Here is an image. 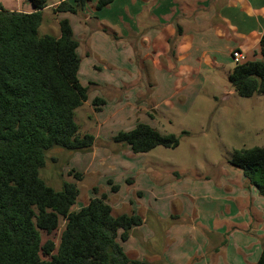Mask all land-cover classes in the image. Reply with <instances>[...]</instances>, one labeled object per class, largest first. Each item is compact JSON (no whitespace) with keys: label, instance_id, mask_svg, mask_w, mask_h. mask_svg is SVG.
<instances>
[{"label":"crops","instance_id":"obj_1","mask_svg":"<svg viewBox=\"0 0 264 264\" xmlns=\"http://www.w3.org/2000/svg\"><path fill=\"white\" fill-rule=\"evenodd\" d=\"M61 1L56 0L49 8L46 3L43 14ZM14 4L17 7L8 10L34 11L30 0H13ZM54 15L58 24L60 19L66 18L72 29L73 22H78L81 32L88 33L89 42L83 54L94 68L101 69L96 63H105L109 68L127 72L105 82H89V107L86 109L89 111L87 116H91L94 124L92 127L85 125L80 128L91 130L88 133L95 136V142L89 151L77 152L71 158L77 172L82 174L81 179L75 181L78 187L84 180L95 181L93 187L86 190L88 199L95 196L93 188L99 186L108 195L115 214L133 211L143 216V223L134 227L129 239L122 242L127 254L149 264H192V255L186 247L193 241H199L201 243L198 245L204 246L202 254L209 257L193 264L236 262V237L242 228L238 218L241 215L237 210L228 212L227 208L220 205L221 202L224 205L231 202V195L237 194L232 182L227 185L230 192L229 189L222 192L221 185L212 186L216 199L206 201H215L219 205L216 208L219 215L212 225L208 223L210 220L203 222L206 234L200 231L203 234L193 235L190 227L183 223L172 227L169 224L172 214L191 216L192 213L197 214L196 210L199 209L196 207L199 201L194 203L188 197L193 194H187L182 187L184 174L177 170L171 174L166 172L160 167L161 163L153 161L157 158L149 162L147 155L153 149L145 153H133L128 145L114 142L113 136L121 130L134 128L139 122L157 129L167 112L176 108L174 103L184 107L186 102L199 97L205 80H211L210 85L215 86L218 80H222L223 74L228 79L236 65L232 57L234 50L241 51L242 62L260 59V40L264 35V0H114L99 10L95 9L93 0L80 13L62 12ZM73 32L75 35L74 29ZM56 36H60V27ZM75 37L80 43L79 54L81 39L79 35ZM81 66L82 59L79 73ZM95 87H102L106 94L103 95L101 88L102 94L99 92L95 96L105 100L100 110H96L92 101H89L90 92ZM223 88L226 95L235 93L231 84ZM236 177L241 179L242 186L247 181L240 172H236ZM205 178L204 181H209ZM114 185L119 186L118 191L112 190ZM79 190L80 196L81 187ZM203 190L207 195L208 191ZM257 192L255 186L250 190L242 189L241 195L249 198ZM112 197L115 199L112 200ZM256 200L258 202L250 203L251 210L254 209L256 217L264 224V209L256 205L260 198ZM115 202L117 207L112 204ZM241 221L245 222V229L251 224L247 214ZM150 226L151 232L147 234L146 228ZM159 232L163 234L162 244L167 245L163 253L154 242ZM151 239H154L152 245L149 242ZM147 243L151 247L145 251L144 245ZM208 244L214 246L213 254L208 252ZM223 244L225 259H221L220 252ZM259 252L261 255L262 251Z\"/></svg>","mask_w":264,"mask_h":264},{"label":"trees","instance_id":"obj_2","mask_svg":"<svg viewBox=\"0 0 264 264\" xmlns=\"http://www.w3.org/2000/svg\"><path fill=\"white\" fill-rule=\"evenodd\" d=\"M30 1L34 11L29 13L0 7V264H149L130 257L122 245L143 216L115 214L99 186L93 188L94 197L74 210L77 183L65 181L56 189L40 176L48 150L57 146L86 152L95 136L81 133L75 118L89 92L78 75L79 40L66 18L59 21L60 36L41 35L46 0ZM91 1L62 0L52 12L77 14ZM113 1L94 0V7ZM260 55L236 64L228 75L241 97L264 94V35ZM92 103L100 110L105 100L95 97ZM113 141L145 153L158 146L177 147L180 135L162 134L139 122L117 132ZM229 163L264 196V147L234 149ZM74 176L81 179L82 174ZM59 229L58 241L44 239ZM256 264H264V249Z\"/></svg>","mask_w":264,"mask_h":264},{"label":"rangeland","instance_id":"obj_3","mask_svg":"<svg viewBox=\"0 0 264 264\" xmlns=\"http://www.w3.org/2000/svg\"><path fill=\"white\" fill-rule=\"evenodd\" d=\"M55 1L46 0L48 8ZM0 7L8 10L10 7L17 6L16 4L13 5V0H0ZM51 10L52 8L43 14V22L39 29L41 35L51 34L56 36L59 33V24L56 22V17ZM73 29L75 30V35H79L81 39L79 54L82 57V66L79 78L83 84L89 86L91 80L105 82V80L111 77H117L118 74L124 75L127 73L109 68L105 66V63H96L100 65L101 69L94 68L89 58L83 54V50L88 46L89 42L88 33L81 32L78 22H73ZM112 42H114L113 39ZM233 64L236 63L234 62ZM128 70L132 69L128 68ZM221 79L218 80V84L215 86L210 85L211 80H205L206 83L199 97L195 101L190 100L186 102L184 107H179L178 104L174 103L176 108L167 112L166 117L163 118L161 125L157 129L162 134L176 133L180 135V143L175 148L163 146L154 148L147 155V160L151 162L154 158H157V160L153 161L161 163L160 167L166 172L169 171L171 174V172H176L175 170H177L184 174L182 178L184 184L182 187H184L187 194L189 192L193 194L192 196H187L191 200H194V203L199 201L196 204V207L199 208L196 210L198 216L196 213L194 215L192 213L191 216H176L172 214L169 224L172 227L176 224H187L193 235L206 234L207 231L204 228L205 224L203 222L210 220L208 223L212 225L218 217L217 215H219V211L216 209L219 205L215 201H210V203L206 201L216 199L213 196L214 189H211L212 186L220 187L219 185H221V191L224 192V190L229 189L227 185L232 182V188L237 191V194L231 195V202H226L225 205L224 202H221L220 205L227 208L228 212H235L237 210L238 214L241 215L238 218V223L242 228L239 230L241 234L237 233V258L236 262L233 261V264H256L260 255L259 251L264 249V224L256 217L254 209L251 210L250 203H256L258 202L256 198H260L259 204L257 203L256 205H260V208L264 209V196H261L258 192L249 198L241 195L242 189L247 188V190H250L255 185H251L245 180L246 183L242 186L241 179L236 177V172H240L242 177L243 173L240 169L232 166L229 160L234 149L253 146L264 147V94L254 95L252 97H241L235 91L234 94L226 95L223 87L228 84L230 86V83L224 74ZM101 88L95 87L90 92V102L99 92L102 94L103 88ZM215 94L217 97H215ZM103 95L106 96L104 89ZM87 107L89 106L86 101L76 111V121L82 128L85 125L92 127L94 124V120L90 118L91 116H87L89 114V111L86 109ZM113 124L114 122L111 123V125ZM121 124L123 125L122 122ZM82 128H80L81 133L91 132V130H84ZM183 131H188L189 134H182ZM75 153L77 152H72L57 146L48 150L47 161L45 166L40 169V176L56 189H61L65 181L78 180L74 176L77 167L71 162V158ZM203 178L209 181H204ZM93 183L95 181H90V179L80 183L81 194L74 205V210L79 205H85L89 201V195L86 194V190L88 191L93 187ZM203 189L208 191L207 195ZM215 193L217 194V192ZM114 199L115 197H112V200ZM112 204L116 207L118 205L116 202ZM245 214H247L249 222L251 221L247 229L243 228L245 227V222L241 221L245 217ZM188 217L192 219L189 220ZM197 217L198 221H196ZM63 225L64 222L62 221L60 229H62ZM60 229L49 236L44 234V239L53 238L55 241H58ZM146 231L149 234L151 232V226L147 227ZM162 237V232H159L158 236L153 240L156 248L161 249L163 253L167 245L162 244ZM153 240H149V242L151 241L150 245H152ZM231 240V244L233 245V239L231 238ZM198 243L201 242L193 241L186 247L188 253L192 255V264L200 259L209 257L207 254H204L205 256L202 254L204 246L202 244L198 245ZM150 245L149 243L144 245L145 251L151 247ZM224 245L220 251L222 253L221 259H225L223 253L225 249ZM212 247L214 246L211 245L210 247L209 244L207 246L208 252L211 251V254H213ZM222 264H226V262L223 261Z\"/></svg>","mask_w":264,"mask_h":264},{"label":"built area","instance_id":"obj_4","mask_svg":"<svg viewBox=\"0 0 264 264\" xmlns=\"http://www.w3.org/2000/svg\"><path fill=\"white\" fill-rule=\"evenodd\" d=\"M232 57H233V60H234V62H235L236 64L241 63L242 60H243V55H242V53H241L240 50H234V51L232 52Z\"/></svg>","mask_w":264,"mask_h":264}]
</instances>
